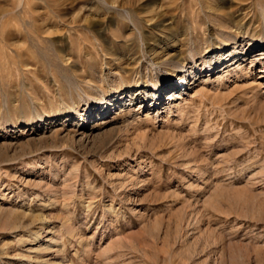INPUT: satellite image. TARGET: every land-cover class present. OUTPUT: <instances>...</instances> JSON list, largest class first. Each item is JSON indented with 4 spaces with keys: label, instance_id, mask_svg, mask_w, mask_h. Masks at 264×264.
Returning a JSON list of instances; mask_svg holds the SVG:
<instances>
[{
    "label": "rangeland",
    "instance_id": "374dc122",
    "mask_svg": "<svg viewBox=\"0 0 264 264\" xmlns=\"http://www.w3.org/2000/svg\"><path fill=\"white\" fill-rule=\"evenodd\" d=\"M42 260L264 264V0H0V264Z\"/></svg>",
    "mask_w": 264,
    "mask_h": 264
},
{
    "label": "bare ground",
    "instance_id": "6f19581e",
    "mask_svg": "<svg viewBox=\"0 0 264 264\" xmlns=\"http://www.w3.org/2000/svg\"><path fill=\"white\" fill-rule=\"evenodd\" d=\"M155 1V0H154ZM149 4V3H148ZM148 7H150V6H148ZM160 23V22H159ZM162 24V23H161ZM163 25V24H162ZM230 43H231V40H230V42L228 41V40H226V41H224V44H223V46H226V45H230ZM234 44L236 43V42H233ZM228 47V46H227ZM217 46H215V48H214V50H211V51H217ZM210 51V47H207V50L205 51V53H209V52H211ZM235 58V57H234ZM223 59V58H222ZM231 61V60H230ZM184 64V63H183ZM208 66H211V63L210 64H208ZM184 66L180 63L179 65H176V71L177 72H184L183 71V68ZM195 67V66H194ZM208 68V67H207ZM185 75L186 74H183V75H181V78L179 79V81H181L182 82V84H183V82L185 81V86L187 87V85L189 84V82H186V80L187 79H185L186 77H185ZM185 79V80H184ZM168 82V81H167ZM122 87V86H121ZM138 87V86H137ZM155 89H161V87L158 85V84H154V86H153ZM176 88V87H175ZM110 89V88H109ZM123 90V89H122ZM117 91H119V90H117ZM110 93V92H109ZM168 95L166 96V99H170V100H172V101H174L175 100V98L177 97V94L176 93H167ZM107 95H109V97H107V98H103V100L101 101V104H102V106L101 107H105V106H108V104H109V102L111 101V99H110V94H106V96ZM147 96V95H146ZM152 96V95H151ZM148 98H149V96H148ZM148 98H144V101H147L148 100ZM101 120H103L104 119V116L102 117V118H100ZM40 232H36L35 234H34V237H32L31 238V241L32 242H34V241H36L39 237H40ZM20 239H22V237L20 238ZM27 239V238H26ZM26 241V240H25ZM23 239H22V242H24V243H26ZM27 241L28 242H30L28 239H27ZM21 242V243H22ZM39 251V250H38ZM39 264H52V263H47V262H45V260H42V261H40L39 262Z\"/></svg>",
    "mask_w": 264,
    "mask_h": 264
}]
</instances>
